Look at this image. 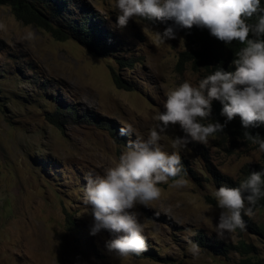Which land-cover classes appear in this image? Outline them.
Listing matches in <instances>:
<instances>
[{
  "label": "rangeland",
  "instance_id": "rangeland-1",
  "mask_svg": "<svg viewBox=\"0 0 264 264\" xmlns=\"http://www.w3.org/2000/svg\"><path fill=\"white\" fill-rule=\"evenodd\" d=\"M68 4L97 17L112 36L110 54L96 56L72 39L56 40L0 5V264H241L247 255L203 247L193 253L186 242L192 233L204 235L209 244L243 241L252 246V258L264 261V210L244 215L251 221L244 231L220 239L215 234L220 212L215 179L235 180L244 164L260 161L263 153L227 133L180 149L193 170L182 174L187 185L161 184L159 200L134 209L145 224L147 245L164 261L109 252L106 242L119 234L103 229L91 234L85 176L103 175L129 141L147 138L159 123L155 116L165 111L169 90L185 81L198 85L208 73L179 62L180 52L189 49L179 32L162 43L156 33L164 28L139 17L117 28L115 0ZM29 32L36 38L26 39ZM111 69L131 89L117 88ZM68 105L77 116L69 115ZM47 112L61 116V128L49 122ZM129 124L132 132L115 139L111 128L120 136ZM177 136L184 132L170 125L159 143L171 153Z\"/></svg>",
  "mask_w": 264,
  "mask_h": 264
},
{
  "label": "clouds",
  "instance_id": "clouds-1",
  "mask_svg": "<svg viewBox=\"0 0 264 264\" xmlns=\"http://www.w3.org/2000/svg\"><path fill=\"white\" fill-rule=\"evenodd\" d=\"M114 7L119 13L115 25L119 29L127 27L134 17L152 23L172 20L180 28L207 29L227 45L234 41L245 45L232 61L234 71L219 67L209 73L198 69L208 73L198 85L185 81L169 90L165 111L155 116L159 123L150 130L147 138L129 141L118 160L104 169L103 175L85 176L84 204L91 206L94 217L91 234L96 235L102 229L119 234L106 242V248L109 252L128 256L140 255L147 250L145 224L134 211L137 205L147 207L159 200L163 192L159 185L168 184L170 180L171 188H183L188 183L182 175L180 149L187 148L191 142L207 144L210 136L225 133L227 125L238 116L245 130L243 136L251 143L241 141L259 146L263 156L264 137L249 129L264 125V8H261V0H115ZM67 8L79 11L76 7ZM254 17L255 22H249ZM176 32L173 26H168L156 34L164 43L176 39ZM35 38L32 32L26 36L28 40ZM214 101L222 105L220 115L226 118L223 123L211 122ZM211 116L209 123L202 122ZM177 124L184 136L173 140L175 150L169 153L159 141L170 125ZM131 132L130 124L121 128V135ZM246 164L241 167L238 178L230 179L237 183L234 187L219 183L220 187L214 192L220 209L215 226L218 239L237 229L246 230V224L251 221L244 215L253 216L254 206L264 197V173L252 171L249 176H244ZM186 242L191 252H199L198 242L190 238H186Z\"/></svg>",
  "mask_w": 264,
  "mask_h": 264
},
{
  "label": "trees",
  "instance_id": "trees-1",
  "mask_svg": "<svg viewBox=\"0 0 264 264\" xmlns=\"http://www.w3.org/2000/svg\"><path fill=\"white\" fill-rule=\"evenodd\" d=\"M67 2L68 0H0V4L10 6L13 14L18 20L25 24H33L44 31L49 32L56 40H66L71 38L87 47V49L94 55L106 56L110 54L114 50L112 36L104 27L99 25L97 17L95 18V16L88 11H74L73 8L69 9L67 8ZM261 8H264V0H261ZM143 20L149 24L161 26L164 29L168 26H173L177 32L184 35L187 44L189 45V49L180 52L179 62L191 63L192 68L195 70L203 69L209 73H213L220 67L225 71H234L235 68L232 65V61L235 59L236 53L245 46L236 41L227 45L213 37L209 30L204 28L193 26L191 29H184L175 25L172 20L165 22L156 21L154 23L145 19ZM249 22H255V17ZM111 74L113 82L117 88L131 89L129 84L123 81L113 69H111ZM65 109L67 112H71L69 115L77 116L76 109L72 105H68ZM221 109L222 105L220 102L214 101V118L211 122L214 120H218L221 123L224 122L226 118L220 115ZM63 110L64 109L59 108L60 113L65 115ZM47 119L59 128L63 125L62 118L57 115V112H47ZM224 131L232 137L240 139L246 143H251L243 136L245 130L242 128L238 116L227 125ZM249 131L253 134L259 133L261 137H264V125L257 128H251ZM111 132L113 134L115 133V139H122V135H116V130L111 128ZM181 157L182 174L185 172L193 174V170L189 167L187 159L184 156ZM252 171H261L264 173V154L259 163L246 164L244 166V176L246 174L249 176ZM221 180L227 183V187H234V184H237L230 179L227 180L222 178ZM262 180H264V175H262ZM215 181H218L217 184L221 183L217 178ZM254 209L264 210V197H261L257 201ZM255 228L257 229L259 227ZM259 229L262 230L261 228ZM193 239L199 243L200 247L207 248L213 253H220L227 256L230 251L236 250L241 254H247L240 259L241 264H264V261H261V259H254L251 257L250 248H252V246L243 241H240L235 245L229 243L223 245L209 244L205 241L204 235L200 233H197ZM135 256L164 261V258L158 255L153 247L148 245L146 251Z\"/></svg>",
  "mask_w": 264,
  "mask_h": 264
}]
</instances>
